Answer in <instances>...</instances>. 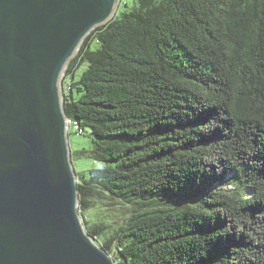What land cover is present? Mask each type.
Here are the masks:
<instances>
[{
  "label": "trees",
  "instance_id": "trees-1",
  "mask_svg": "<svg viewBox=\"0 0 264 264\" xmlns=\"http://www.w3.org/2000/svg\"><path fill=\"white\" fill-rule=\"evenodd\" d=\"M65 77L99 164L80 209L114 220L83 222L116 264H264V0H136Z\"/></svg>",
  "mask_w": 264,
  "mask_h": 264
},
{
  "label": "water",
  "instance_id": "water-1",
  "mask_svg": "<svg viewBox=\"0 0 264 264\" xmlns=\"http://www.w3.org/2000/svg\"><path fill=\"white\" fill-rule=\"evenodd\" d=\"M118 0H0V264H116L79 214L60 79Z\"/></svg>",
  "mask_w": 264,
  "mask_h": 264
},
{
  "label": "rangeland",
  "instance_id": "rangeland-1",
  "mask_svg": "<svg viewBox=\"0 0 264 264\" xmlns=\"http://www.w3.org/2000/svg\"><path fill=\"white\" fill-rule=\"evenodd\" d=\"M135 2L136 0H118L115 14H113L112 18L109 21H111L116 15H120L122 12L132 9L135 6ZM77 53L75 54V56L77 55ZM65 72L66 70L64 71L60 79L62 102H63V96L65 93V89H67V86L69 85L68 80L67 82H65V79H66ZM81 74L82 72H79L77 75V78H79ZM69 146H70L72 164L78 176L88 175L90 170H93L99 167V164L96 161L89 159L87 155L83 154V152L85 151L92 150V141L88 135H80V134L71 132L69 135ZM77 181L79 182L78 177H77ZM225 188L229 189L230 187L226 186ZM79 200H80V197H79ZM109 204L110 202L108 200L97 201L94 208H92L89 211L81 210L80 205H79V214L82 220L88 222L87 223L88 229H92L94 227V224H96V222H99L101 220H104L105 222H110V223L114 221L113 219L109 218V216L112 214V211H111L112 207ZM118 215L121 216L120 217L121 219L118 221L119 224H121L123 221V217L120 212ZM99 245L101 244L99 243ZM110 256L113 258L115 254L112 253L110 254Z\"/></svg>",
  "mask_w": 264,
  "mask_h": 264
},
{
  "label": "built area",
  "instance_id": "built-area-1",
  "mask_svg": "<svg viewBox=\"0 0 264 264\" xmlns=\"http://www.w3.org/2000/svg\"><path fill=\"white\" fill-rule=\"evenodd\" d=\"M71 125H72V123H71V121L69 120V121H68V126H69V128L71 127ZM74 129H75V130L78 129V126L76 125V123H74Z\"/></svg>",
  "mask_w": 264,
  "mask_h": 264
},
{
  "label": "clouds",
  "instance_id": "clouds-1",
  "mask_svg": "<svg viewBox=\"0 0 264 264\" xmlns=\"http://www.w3.org/2000/svg\"><path fill=\"white\" fill-rule=\"evenodd\" d=\"M69 130H70V128H69Z\"/></svg>",
  "mask_w": 264,
  "mask_h": 264
}]
</instances>
